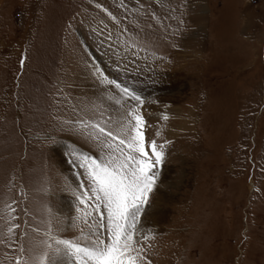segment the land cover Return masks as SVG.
I'll use <instances>...</instances> for the list:
<instances>
[{
    "label": "rangeland",
    "instance_id": "1",
    "mask_svg": "<svg viewBox=\"0 0 264 264\" xmlns=\"http://www.w3.org/2000/svg\"><path fill=\"white\" fill-rule=\"evenodd\" d=\"M126 51L163 71L134 87L166 157L145 264H264V0H0V264L89 230L79 163L104 153L81 122L123 118L101 62Z\"/></svg>",
    "mask_w": 264,
    "mask_h": 264
},
{
    "label": "snow or ice",
    "instance_id": "2",
    "mask_svg": "<svg viewBox=\"0 0 264 264\" xmlns=\"http://www.w3.org/2000/svg\"><path fill=\"white\" fill-rule=\"evenodd\" d=\"M105 82L117 90L119 95L109 99L123 108V118L81 122L104 153L99 159L84 156L79 163L89 181L88 191L78 197L89 230L82 229L77 239L50 235L52 242H44L46 250L35 264H59L60 258H67L69 264H145L141 242L148 235L142 232L141 222L162 182L164 145L146 140L141 95L126 84L107 78Z\"/></svg>",
    "mask_w": 264,
    "mask_h": 264
},
{
    "label": "crops",
    "instance_id": "3",
    "mask_svg": "<svg viewBox=\"0 0 264 264\" xmlns=\"http://www.w3.org/2000/svg\"><path fill=\"white\" fill-rule=\"evenodd\" d=\"M92 18H95V19H97V17L96 16H94V17H92ZM98 20V19H97ZM110 26V25H109ZM86 34H87V36H89V33L88 32H86ZM84 41H85V43L87 44L88 43V46H87V48L89 49V51L93 54V55H95V52H94V50H95V48L93 49L92 47H93V43H92V41L90 40V38L88 37V40H86L85 38H84V36H83V38H82ZM107 42H106V44H108V46L110 45L111 47H112V49H113V51L115 52L117 49H116V46H114L111 42L112 41H109V40H106ZM110 55V54H109ZM127 57V59H130V60H132L131 58H133V57H131V56H128L127 55V53L125 54ZM121 56H124V55H121ZM125 57V56H124ZM128 57H130V58H128ZM104 59H106L105 57H103ZM97 59H99V58H97ZM134 59V58H133ZM107 60V59H106ZM126 60V59H125ZM137 60V59H136ZM134 61H135V59H134ZM102 63V62H101ZM146 64H148L147 62H146ZM102 67L101 68H103V65H101ZM105 67V66H104ZM152 69H150V70H147V71H145V70H143L142 68H138V69H140V70H135L134 71V73L135 74H137V73H140V74H144V75H146L147 77H149L150 79H152V84L153 85H151L150 84V81L149 80H146V81H143L142 83H143V87L144 88H147L148 89V93H151V92H154V91H156L155 90V88L157 87V88H159V82H158V79L159 78H161L162 76H163V74H161V72L163 73V71L159 68V65L157 66V68H155V67H151ZM159 69V70H158ZM113 70V69H112ZM112 70H107V69H104V72L105 73H108L107 75H109L110 77H112V78H114L115 80H116V82H118V80L116 79V77H113L112 75H111V73H112ZM134 70V69H133ZM113 72H115L114 70H113ZM133 72V71H132ZM88 73V72H87ZM89 74V73H88ZM87 74V76H84V79H85V81L86 82H88L87 84H89L90 83V79H91V75L89 74L88 75ZM138 78H141V79H139V80H141L142 81V77L141 76H138ZM119 83V82H118ZM149 84V85H148ZM151 85V86H150ZM85 85H81V87L83 88ZM152 86H154V87H152ZM151 88V89H150ZM156 88V89H157ZM144 91H146V89L144 90ZM144 91H142L143 93H144ZM83 100H85L82 96H80ZM92 105V104H91ZM111 110V107L110 108H108L106 105H105V108H103L102 110H105V115H104V117H105V119H107L106 121H108L110 118L112 119V120H116V116H115V110L113 109L112 111H110L109 113H108V111L107 110ZM99 110V109H98ZM141 111H140V113H141V115L143 116L144 114H143V110L142 109H140ZM146 120V119H145ZM105 121V122H106ZM170 135H172L171 133H169ZM171 139V138H170ZM148 141V140H147ZM150 142V141H149ZM69 149V148H68ZM79 150V149H78ZM70 151V150H69ZM80 151H81V149H80ZM82 151H83V149H82ZM82 154H84L85 152H81ZM87 155L86 156H88L89 155V153H86ZM84 156V155H83ZM63 164V163H62ZM63 167H64V165H63Z\"/></svg>",
    "mask_w": 264,
    "mask_h": 264
},
{
    "label": "bare ground",
    "instance_id": "4",
    "mask_svg": "<svg viewBox=\"0 0 264 264\" xmlns=\"http://www.w3.org/2000/svg\"><path fill=\"white\" fill-rule=\"evenodd\" d=\"M105 58L107 60L111 61L112 66L111 67L110 66L106 67V65H105V67L103 66L104 69H107V70H112L113 69L115 72L112 71L111 75L113 77H116V79L121 84H126L128 86H133V88L134 87H138L139 89H141V91H144L145 89L147 90V88L143 87V83L142 82L146 81V80H149L150 84L152 85V79H150L149 77H147L144 74H140V73L135 74L134 71L136 69L140 70L138 68H142L143 70L147 71V70L152 69L151 67L157 68V66L159 65L156 62L157 61L156 59H154L153 61L152 60L140 61L138 59L137 60L135 59V61H134V60L126 59V61H128V66H127V69L126 68L124 69L125 71H122L121 67L123 66V63L120 60H119V62H117V61L113 62L112 58H111V55H109V54H107L105 56ZM146 62L148 64H146ZM149 62H155V64L150 65L151 63H149ZM138 76L142 77V81L139 80L141 78H138ZM59 264H62V263H59Z\"/></svg>",
    "mask_w": 264,
    "mask_h": 264
},
{
    "label": "built area",
    "instance_id": "5",
    "mask_svg": "<svg viewBox=\"0 0 264 264\" xmlns=\"http://www.w3.org/2000/svg\"><path fill=\"white\" fill-rule=\"evenodd\" d=\"M94 49V48H93ZM116 49H117V47H116ZM96 50V49H95ZM127 53V51L126 52H122V54L125 56V57H127L125 54ZM128 55V54H127ZM130 55V54H129ZM128 55V56H129ZM119 58H121V57H119ZM128 58H130V57H128ZM139 58V57H138ZM125 59H127V58H123L122 60H125ZM150 59V58H149ZM157 60V59H156ZM103 64L105 63V65H106V67H111L112 66V64H111V61H109V60H106V59H104V62H102ZM109 65V66H108Z\"/></svg>",
    "mask_w": 264,
    "mask_h": 264
}]
</instances>
